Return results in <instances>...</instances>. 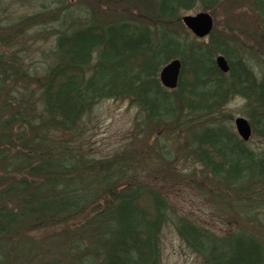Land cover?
Segmentation results:
<instances>
[{
	"label": "trees",
	"instance_id": "16d2710c",
	"mask_svg": "<svg viewBox=\"0 0 264 264\" xmlns=\"http://www.w3.org/2000/svg\"><path fill=\"white\" fill-rule=\"evenodd\" d=\"M13 1H37L38 11L8 26L0 6V264H160L168 224L202 264H264V220L253 216L264 215V152L250 151L217 117L240 98L252 133L264 138V59L255 73V51L241 48L239 36L213 28L204 41L178 32L181 11L200 6L215 15L222 1L231 12L245 3L257 19L253 39L262 49L264 0H97L105 6L99 13L89 2ZM54 24L48 54L33 65L29 31L40 28V35ZM217 55L227 60V74L217 69ZM173 59L181 72L176 89L167 90L158 76ZM104 100L135 105L157 145L177 141L210 176L204 182L216 197L243 180L233 197L245 193L254 203L250 228L218 236L175 218L161 188L143 182L135 146L96 156L84 127ZM158 147L161 158L173 160L166 146ZM42 231L50 234L28 237Z\"/></svg>",
	"mask_w": 264,
	"mask_h": 264
},
{
	"label": "rangeland",
	"instance_id": "374dc122",
	"mask_svg": "<svg viewBox=\"0 0 264 264\" xmlns=\"http://www.w3.org/2000/svg\"><path fill=\"white\" fill-rule=\"evenodd\" d=\"M70 2L78 6L79 4L84 5L86 2H89L97 8L98 13L102 12L105 8L100 3L101 1L99 2L97 0H70ZM32 3L31 5L27 4V6H24L25 4L21 3L15 4L13 0H1L0 6L6 9L3 15L7 18V25L9 26L14 23L17 17L35 14L38 11V3L37 1ZM218 7L215 15L211 11H204L200 6H195L193 9L181 11L180 16H194L200 12L208 13L213 19L214 29L216 31L222 34L229 33L237 37L239 36L244 40L243 43H245V45H241L243 49L245 47L253 48V51H255L254 58L250 60L254 62L252 63V67L255 73H257L256 66L262 64L261 62L264 59V47L258 49L255 43L258 39H253L258 34L255 14L245 3L237 5L232 12L224 1ZM228 21L232 22V30L227 28ZM57 28L58 26L56 24L51 27L46 26L44 32L40 35H37L40 32V28L29 31V41L34 44L33 48L36 49V52L30 58L33 65H41L39 57L41 53L43 55L48 54V50L51 48L53 42V29ZM183 31L184 33H188L190 37L195 38L184 26L178 32L182 34ZM207 39H204V41H207ZM248 114L245 101L240 98H234L222 108L221 113L217 117L220 118L219 120L222 121V124L228 127L232 134L236 135L233 123L234 119L243 117L249 122ZM141 122L142 120L138 117L137 107L129 101L104 100L97 104L92 114L87 118L83 137L86 145L99 157L129 152L132 149L135 150L136 147L137 152L141 155L140 160L143 166L141 168V178H144L143 182L154 185L155 188H161L165 198L169 201L171 208L175 212V218L183 216L198 224L200 227L207 228L208 231L218 236H222L230 230H234L236 227L250 228L252 219L249 216L252 213L249 211V207L254 203L245 201L247 197L245 193L241 199L233 197L235 196L233 194L244 185L243 180L235 181L230 185V193L232 195L227 192H222L224 196L222 199L216 197L204 182L205 179L209 181L210 176L206 174V171L204 172L202 166L179 151L177 141L167 139H160L159 145L168 148L167 152L170 153L173 160L167 161V159L161 158L159 145L155 142V132L147 129ZM145 128L147 130L143 131ZM258 129H260V126ZM246 145L254 153L264 152V138L258 136L257 133L252 135ZM165 157H168L167 153ZM250 173V170H244L245 176ZM222 176L225 177L224 172ZM217 188L219 191H224L225 189L220 183L217 185ZM254 200H257V198H254ZM262 200L264 202V197ZM241 208L243 210L239 214L238 212ZM253 216L255 220H264V215H259V213H255ZM258 230L256 229V231ZM46 232H35L34 234H28V237L31 236L33 239L39 240L50 234V232ZM238 234L234 233V240ZM219 247L223 251L228 249L225 243L220 244ZM28 253L25 252V256H28ZM160 264L202 263L196 255L186 248L172 225L168 224L161 233Z\"/></svg>",
	"mask_w": 264,
	"mask_h": 264
},
{
	"label": "water",
	"instance_id": "95a60500",
	"mask_svg": "<svg viewBox=\"0 0 264 264\" xmlns=\"http://www.w3.org/2000/svg\"><path fill=\"white\" fill-rule=\"evenodd\" d=\"M181 22L184 27L197 39L208 37L213 29V19L208 13L205 12L197 13L194 16L184 15L181 18ZM215 65L221 73H228L229 66L227 60L222 55H218L215 58ZM180 72V61L178 59L171 60L160 70V83L167 89H175L178 84ZM234 127L238 137L243 142H248L252 134V129L249 122L243 117H237L234 119Z\"/></svg>",
	"mask_w": 264,
	"mask_h": 264
}]
</instances>
